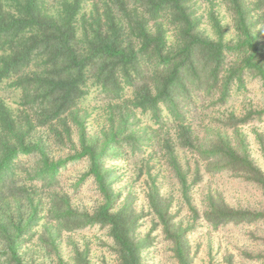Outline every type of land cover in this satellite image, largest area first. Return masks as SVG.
<instances>
[{"label":"trees","instance_id":"16d2710c","mask_svg":"<svg viewBox=\"0 0 264 264\" xmlns=\"http://www.w3.org/2000/svg\"><path fill=\"white\" fill-rule=\"evenodd\" d=\"M88 1L93 2L90 9L86 5ZM227 1L241 36L234 45L199 33V19L191 0H0V49L4 52L0 56V87L5 79L16 76L10 85L22 90L25 105L37 109V115L42 118L40 124L65 122L64 116L78 109L94 86L111 105L117 102V109L131 106L142 113H151L158 131L165 135L161 140L163 157L181 189V202L190 213L186 215L187 225L191 226L200 216L190 191L192 183L202 177L201 160L213 158L212 165L205 167L209 172L232 171L264 186V174L253 164L243 142L236 147L232 137L225 135L202 148L195 141L193 122L189 121L192 112L201 109L199 97L217 96L219 101L226 102L233 86L244 84L246 70L258 73L264 82L257 35L252 33L254 14L246 0ZM259 7L257 4L256 8ZM166 26L176 31L179 42L176 49L168 44L170 28ZM236 53L243 54V60L230 65L229 58ZM129 88L134 94L130 100L126 99ZM132 115L131 111L122 116L112 140L131 126ZM249 116L239 118L235 113L229 114L235 135H239V125ZM0 125V190L8 186V179L14 180L22 158L37 157L35 178L49 186L56 184L69 162L89 158L86 177L95 179L104 202L92 215L68 207L54 217L63 221L62 227L68 230L88 224L109 227L118 249L117 264H142V252L151 243L136 233L139 216L133 205L127 202L116 208L119 194L112 188L116 170L108 169L105 164L113 156L116 145L107 142L100 148L84 139L80 152L52 161L44 144L26 143L27 132L17 131L10 111L1 103ZM32 127L27 125L28 130ZM139 138L134 132L122 140L130 142L132 152L137 154L151 140ZM176 142L185 152L198 156L194 172L197 179L193 175L190 181L176 153ZM117 156L121 157L122 153ZM252 172L257 177L250 175ZM208 201L202 217L211 225L264 219V210L234 208L221 196H211ZM149 204L158 218L156 225L172 241L178 264H191L188 229H184L182 221H172L171 203L152 191ZM30 227L31 217L18 234ZM7 241L16 259L15 239L8 237Z\"/></svg>","mask_w":264,"mask_h":264},{"label":"rangeland","instance_id":"374dc122","mask_svg":"<svg viewBox=\"0 0 264 264\" xmlns=\"http://www.w3.org/2000/svg\"><path fill=\"white\" fill-rule=\"evenodd\" d=\"M246 2L249 11L254 14L252 33L257 35L260 59L264 64V0ZM191 3L199 19L200 34L228 45H234L241 39L236 16L227 0H191ZM257 4H260L259 8H256ZM86 5L90 9L93 2L88 1ZM175 32L173 27L168 31V44L173 49L179 46ZM3 53L0 49V56ZM243 57V54H232L229 64L234 65L236 61L240 64ZM15 80L16 76H11L3 81L0 103L10 111L19 129L17 131L27 132L26 143L44 144L50 160L59 161L80 152L84 139L100 148L107 142L116 145L113 156L105 160V164L108 169L116 170L112 185L115 193L119 194L116 208L131 203L139 216L136 233L151 243L142 252V264H178L172 241L165 236L162 227L156 225L158 218L149 204L152 191L171 203L172 221H182L184 229H188L191 264H264L263 218L215 226L202 217L211 196H221L234 208L262 211L264 186L232 171L209 172L205 167L212 165L213 158L201 160L202 177L192 183L190 191L200 216L188 226V207L181 202V189L166 157H163L161 140L165 135L158 131V125L151 120V113H142L131 106L117 109V102L111 105L94 86L78 109L64 116L65 122L58 120L52 124H40L42 118L37 115V109L25 105L22 90L10 85ZM133 96V89L129 88L126 99L130 100ZM198 101L202 113L198 110L189 116L197 145L207 147L211 141H220L228 135L236 147L242 146V142L245 144L253 164L264 174V82L260 75L246 70L244 84H235L224 103L217 96L199 97ZM110 106L112 109H107ZM131 111V126L122 130V136L112 140L113 132L121 125L122 116ZM230 113L239 118L253 114L239 125V135H235L234 128L229 124ZM27 125L33 127L28 130ZM134 132L140 140L151 139L143 152L137 154L132 152L130 142L122 140V137ZM175 150L192 181L198 167V156L182 150L178 142ZM117 152L122 156H117ZM21 160L14 180L8 179V186L0 190V264H117L118 249L109 227L88 224L68 230L62 227L63 221L54 217L63 214L68 207L72 211L92 215L104 202L95 179L86 177L90 168L89 158L69 162L52 186L35 178L38 168L36 156ZM252 173L250 175L256 176L255 172ZM81 178L84 181H80ZM30 217L29 230L18 234ZM8 237L15 239L16 259L12 256Z\"/></svg>","mask_w":264,"mask_h":264}]
</instances>
